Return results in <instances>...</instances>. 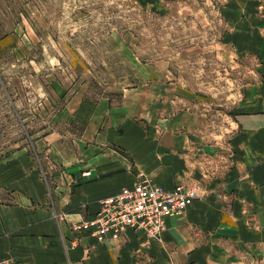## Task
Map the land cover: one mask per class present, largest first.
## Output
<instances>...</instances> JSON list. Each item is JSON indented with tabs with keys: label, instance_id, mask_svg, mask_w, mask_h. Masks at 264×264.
<instances>
[{
	"label": "rangeland",
	"instance_id": "1",
	"mask_svg": "<svg viewBox=\"0 0 264 264\" xmlns=\"http://www.w3.org/2000/svg\"><path fill=\"white\" fill-rule=\"evenodd\" d=\"M263 84L264 0H0V203L29 158L52 181L60 141L78 152L92 118L109 128L146 90L198 113V180L212 178ZM210 245L186 264H264V237Z\"/></svg>",
	"mask_w": 264,
	"mask_h": 264
},
{
	"label": "crops",
	"instance_id": "2",
	"mask_svg": "<svg viewBox=\"0 0 264 264\" xmlns=\"http://www.w3.org/2000/svg\"><path fill=\"white\" fill-rule=\"evenodd\" d=\"M165 97H152L147 90L134 93L119 109L122 118L109 128L92 118L78 152L60 141L56 155L52 152L57 170L52 181L29 158L11 184L14 202L0 203V259L14 264H186L193 254L211 248V238L247 243L264 237V84L252 88L248 110L237 117V131L229 140L231 165L203 182L196 153L200 116L173 110ZM144 176L170 192L201 184L206 195L169 218L160 240L147 242L133 230L119 240L93 235L90 222L101 201Z\"/></svg>",
	"mask_w": 264,
	"mask_h": 264
},
{
	"label": "built area",
	"instance_id": "3",
	"mask_svg": "<svg viewBox=\"0 0 264 264\" xmlns=\"http://www.w3.org/2000/svg\"><path fill=\"white\" fill-rule=\"evenodd\" d=\"M197 186H179L167 191L152 179L140 178L134 186L123 188L115 196L101 201L100 209L90 222L93 235L105 240L108 234L121 239L128 230L143 234L147 242L160 240L167 220L182 214L198 197ZM0 264H14L2 259Z\"/></svg>",
	"mask_w": 264,
	"mask_h": 264
}]
</instances>
